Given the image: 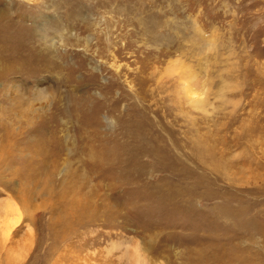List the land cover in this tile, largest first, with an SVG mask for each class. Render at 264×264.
<instances>
[{"label":"rangeland","instance_id":"374dc122","mask_svg":"<svg viewBox=\"0 0 264 264\" xmlns=\"http://www.w3.org/2000/svg\"><path fill=\"white\" fill-rule=\"evenodd\" d=\"M0 264H264V0H0Z\"/></svg>","mask_w":264,"mask_h":264}]
</instances>
